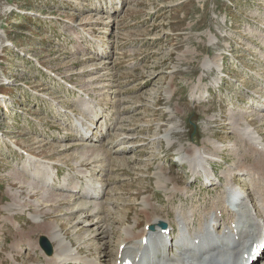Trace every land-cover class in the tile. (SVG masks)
I'll return each mask as SVG.
<instances>
[{"label": "rangeland", "instance_id": "374dc122", "mask_svg": "<svg viewBox=\"0 0 264 264\" xmlns=\"http://www.w3.org/2000/svg\"><path fill=\"white\" fill-rule=\"evenodd\" d=\"M256 102L264 107V0H0V264L44 263L38 241L52 224L83 256L112 264L122 228L146 227L145 199L164 218L172 212L157 187L162 168L206 210L223 188L191 179L178 150L225 146L210 161L220 178L237 161L228 145L241 147L234 123L244 117L264 140ZM75 119L89 125L92 141L80 139ZM94 145L107 162L90 156L101 149ZM244 155L240 169L264 170L254 151ZM32 161L58 171L49 188L84 171L103 185L107 242L68 214L79 195L41 201L45 174ZM254 176L262 198L264 180ZM234 182L256 204L245 177ZM37 214L42 223L33 222Z\"/></svg>", "mask_w": 264, "mask_h": 264}, {"label": "bare ground", "instance_id": "6f19581e", "mask_svg": "<svg viewBox=\"0 0 264 264\" xmlns=\"http://www.w3.org/2000/svg\"><path fill=\"white\" fill-rule=\"evenodd\" d=\"M210 66L211 63L206 61L204 65L205 69L209 68ZM194 89H196L195 86ZM80 124L81 123L78 122V125ZM233 126V132L237 133L236 135L240 141L241 147L237 146L235 143L228 145L229 150L236 155L237 161L222 172L220 176L221 179L216 178L215 175V178L212 177V174L214 173L210 167H213V164L210 163V161L219 159L220 156L218 153L223 152L225 146H222L216 142L207 141L204 147L195 145L197 147L192 146L188 150L182 147L178 150V153L180 154L179 159H181L182 162L188 163L195 180H198L200 177H204V180L211 183V186L214 187V189H218L216 185L220 184L221 180H223L222 186H224V188L221 195L219 194L211 206L203 211L199 218H197V223L195 221L197 214V210H195V208L185 209L181 206L174 207L173 213L171 214V212H168L167 218H164L158 214V210L153 207L150 199H145V207L143 211L146 213V226H153L154 231H151L146 227L141 231H137L135 226L122 228V236L119 235L120 238L118 240L117 250L110 261L114 260V264L130 260L134 261L135 264H192V259L186 255L176 257V251H173L171 246H168L169 244L167 237L164 238L161 233L160 222L167 223V227L171 229L170 236H172V233H174L176 238L181 240L188 239L191 242H196L202 237L210 235L211 230L215 229L217 226L221 227L219 233L225 236L230 234L236 236L235 231L237 228H239L240 235L243 234L241 235V239L238 240L240 248L233 251H220L214 256L230 257L232 264H237V262H239L245 256V249L249 244L258 241H260V245L264 244V214L263 217L261 216L262 214H260V211L263 212L264 204L262 203L263 200L260 197L261 194L253 189L257 196L255 202L259 208L258 210L253 199H251V196L248 194L249 192L247 193L242 186L239 188L234 187V181L238 175L247 178L251 175H258L264 180V170L257 172L255 169H251L246 166L245 168H248L249 170H243L238 167L241 164H245L244 152L249 150L255 152L256 157L261 161L260 165L262 164L264 166V140L258 132H254L252 126L246 122L244 117H241L239 122L234 123ZM81 129H83L82 124ZM85 139L88 140L86 134H84V140ZM169 144H171V142ZM91 147H101V149L97 151L95 150L94 153L92 152L93 154L89 152L91 153L90 156H92V158L96 157V160L107 162V156L104 154L103 146L94 145ZM31 157L32 156L30 155H26L25 158H30L31 160L36 159H32ZM33 163L36 165L38 164L36 162ZM35 167L44 171V174L46 173L43 180L45 179V182L49 184L52 177L54 176L53 167L49 164L47 165V163H42ZM245 170L250 172L251 175L249 176ZM33 172L34 176L41 171L36 172L34 168ZM163 172L164 171H162V173ZM162 173L161 171L157 172V174L155 173L158 177L156 179L157 187L164 189L169 194V198H174L176 194H182L186 196L189 193L188 187L182 188L177 186V184H173V180ZM78 174L84 177H91V175L85 171L83 173L78 172ZM20 180L23 182V179ZM67 180L68 176L63 179V184L59 186L61 189L60 193H56L52 189L44 190V192L46 191L47 194L42 196L41 201L43 203H47L49 201V198L47 199L48 201L46 200L48 196H53L54 200H60L72 198L73 195H79L80 202L72 206L74 208H71V210L68 211V214H72L74 221L78 220L77 223L84 224V226H86V232L90 231V226L94 227L93 231L96 235L100 236L102 243L107 242L106 238L107 236L109 237V227L106 228V221H104L105 218L101 216L103 215L102 213L104 207L103 202H100L102 193L104 192L103 185L94 181L93 179H88L86 180L85 188L82 189L80 185H78L79 183L74 184L73 182V184L66 185ZM216 180L218 182L216 185H214L213 182H216ZM27 184L34 186L32 182L29 181ZM169 185H172V187H169ZM34 188L42 189L40 186H36ZM17 195V193L10 194L11 198L13 199V205L21 206L22 202L18 199ZM35 205H39V203ZM150 210H152L153 213H150ZM166 211H168V209H166ZM218 213L220 215L225 214L228 219H223L222 216L219 217ZM32 220L33 222L37 223L43 222V220L41 222L40 216L38 214L32 216ZM233 223L237 224L235 230L232 228ZM49 228V234L46 236V239L51 245L53 243L52 255L48 256L41 252L45 259L44 263L41 264H105L109 262L107 258L101 261L99 254L92 258L83 256V253H81L79 249L72 248V242L69 241L66 234H61V229L59 226L52 224V226H49ZM242 229H244V231ZM84 235H86V233H84ZM65 236L69 242L66 240ZM146 237L147 243L143 245L142 241ZM16 244H19L18 241H15L14 245ZM167 252L168 255L166 254ZM203 256L204 255H199L195 261V264H213L212 262H207ZM261 263L264 264V259L261 261Z\"/></svg>", "mask_w": 264, "mask_h": 264}, {"label": "water", "instance_id": "95a60500", "mask_svg": "<svg viewBox=\"0 0 264 264\" xmlns=\"http://www.w3.org/2000/svg\"><path fill=\"white\" fill-rule=\"evenodd\" d=\"M40 244L48 255L52 254V246L45 237L41 238Z\"/></svg>", "mask_w": 264, "mask_h": 264}]
</instances>
